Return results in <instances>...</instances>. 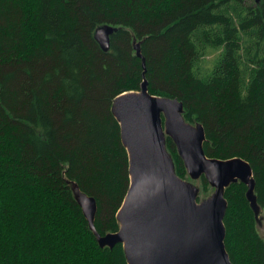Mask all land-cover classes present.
<instances>
[{"label": "trees", "instance_id": "16d2710c", "mask_svg": "<svg viewBox=\"0 0 264 264\" xmlns=\"http://www.w3.org/2000/svg\"><path fill=\"white\" fill-rule=\"evenodd\" d=\"M136 45L150 94L184 104L209 158L251 165L264 209V0H0V264H128L123 245L100 247L74 188L96 199L99 234L119 230L131 178L112 105L140 91ZM247 191L226 189V250L264 264Z\"/></svg>", "mask_w": 264, "mask_h": 264}, {"label": "water", "instance_id": "95a60500", "mask_svg": "<svg viewBox=\"0 0 264 264\" xmlns=\"http://www.w3.org/2000/svg\"><path fill=\"white\" fill-rule=\"evenodd\" d=\"M260 1V0H258ZM112 26L97 29L95 39L110 50ZM143 60L140 91L118 96L112 113L121 128L129 155L130 188L117 213L119 230L104 236L97 232V201L74 188V194L101 248L123 245L128 264H233L226 250L224 220L228 210L226 189L234 183L247 186V198L258 219L261 207L255 195L251 165L242 158H209L204 150V126L187 122L178 99L150 94ZM167 138L176 146L192 180L206 179L214 193L199 201L200 189L176 173Z\"/></svg>", "mask_w": 264, "mask_h": 264}, {"label": "rangeland", "instance_id": "374dc122", "mask_svg": "<svg viewBox=\"0 0 264 264\" xmlns=\"http://www.w3.org/2000/svg\"><path fill=\"white\" fill-rule=\"evenodd\" d=\"M186 180L195 184L200 189L199 201H202V200L210 197L214 193V188H212L210 185L206 191L203 190L201 179L195 181V180H192L188 175V179H186ZM258 230H259V233L261 234V236L264 238V209H262V208H261L259 216H258Z\"/></svg>", "mask_w": 264, "mask_h": 264}]
</instances>
